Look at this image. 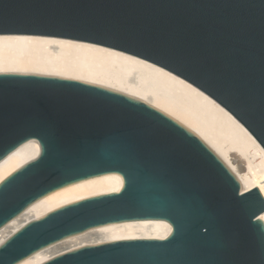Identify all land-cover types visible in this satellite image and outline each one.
<instances>
[{
  "label": "water",
  "instance_id": "95a60500",
  "mask_svg": "<svg viewBox=\"0 0 264 264\" xmlns=\"http://www.w3.org/2000/svg\"><path fill=\"white\" fill-rule=\"evenodd\" d=\"M0 34L93 42L196 85L264 147V0H0ZM39 154L0 182V228L41 197L117 172L123 186L31 219L0 244V264L91 228L164 219V238L86 244L40 264H264V196L242 191L195 132L148 102L84 80L0 72V161Z\"/></svg>",
  "mask_w": 264,
  "mask_h": 264
},
{
  "label": "bare ground",
  "instance_id": "6f19581e",
  "mask_svg": "<svg viewBox=\"0 0 264 264\" xmlns=\"http://www.w3.org/2000/svg\"><path fill=\"white\" fill-rule=\"evenodd\" d=\"M0 72L37 73L76 78L140 98L195 132L236 174L242 191L257 186L264 196V147L226 107L183 77L137 55L105 45L47 35L0 34ZM40 152L29 140L0 161V182ZM117 172L59 188L29 205L0 228V244L34 218L82 198L118 191ZM260 217L264 220V212ZM171 224L141 219L97 226L42 248L16 264H40L58 253L86 244L124 238H164Z\"/></svg>",
  "mask_w": 264,
  "mask_h": 264
}]
</instances>
